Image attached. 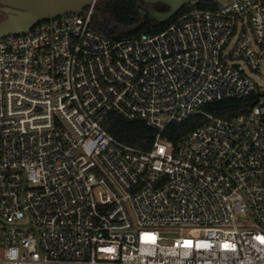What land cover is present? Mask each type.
I'll return each mask as SVG.
<instances>
[{
    "label": "built area",
    "instance_id": "obj_1",
    "mask_svg": "<svg viewBox=\"0 0 264 264\" xmlns=\"http://www.w3.org/2000/svg\"><path fill=\"white\" fill-rule=\"evenodd\" d=\"M217 4L123 41L93 6L0 39V264H264V0Z\"/></svg>",
    "mask_w": 264,
    "mask_h": 264
},
{
    "label": "trees",
    "instance_id": "obj_2",
    "mask_svg": "<svg viewBox=\"0 0 264 264\" xmlns=\"http://www.w3.org/2000/svg\"><path fill=\"white\" fill-rule=\"evenodd\" d=\"M142 5L140 0H96L92 8L90 28L112 40H129L142 34L155 35L164 31L187 10L186 8L182 9L163 24H159L156 21H148L141 28L136 29V26L142 20ZM157 6L154 7L156 13L166 14L169 12L168 7ZM193 6L199 9L214 10L218 4L201 1L194 3ZM253 103V98L222 100L205 105L202 108V112L220 119H230L249 112ZM204 122L205 118L202 114L192 115L181 122L168 124L160 133V137L176 145L184 136L202 126ZM155 135L156 131L154 129L143 124L138 129L131 145L135 149L144 152L149 151ZM122 136H125V134L123 133Z\"/></svg>",
    "mask_w": 264,
    "mask_h": 264
},
{
    "label": "water",
    "instance_id": "obj_3",
    "mask_svg": "<svg viewBox=\"0 0 264 264\" xmlns=\"http://www.w3.org/2000/svg\"><path fill=\"white\" fill-rule=\"evenodd\" d=\"M146 4L160 3L169 8L166 14L153 10L143 12L136 29L148 21L165 23L174 17L183 6L201 1L220 3L224 0H141ZM96 0H0L5 19L0 21V39L7 36L23 35L37 25L70 14H80L94 5Z\"/></svg>",
    "mask_w": 264,
    "mask_h": 264
},
{
    "label": "rangeland",
    "instance_id": "obj_4",
    "mask_svg": "<svg viewBox=\"0 0 264 264\" xmlns=\"http://www.w3.org/2000/svg\"><path fill=\"white\" fill-rule=\"evenodd\" d=\"M191 7L194 6L192 5ZM245 73L254 80L261 90L264 91V65H261L259 72L256 75L251 74L249 71H245Z\"/></svg>",
    "mask_w": 264,
    "mask_h": 264
},
{
    "label": "flooded vegetation",
    "instance_id": "obj_5",
    "mask_svg": "<svg viewBox=\"0 0 264 264\" xmlns=\"http://www.w3.org/2000/svg\"><path fill=\"white\" fill-rule=\"evenodd\" d=\"M141 1V0H140ZM142 2V1H141ZM142 7H141V12H142V14H143V12L144 11H147V10H153L154 11V7H158L157 5H162V4H160V3H157V4H146V3H144V2H142ZM194 3H192V4H187V5H185V6H183L182 8H181V10L182 9H184V8H186V9H188L190 6H192ZM164 6V5H163ZM2 9V7L0 6V10ZM180 10V11H181ZM155 12V11H154ZM5 19V14L2 12V11H0V21H2V20H4Z\"/></svg>",
    "mask_w": 264,
    "mask_h": 264
}]
</instances>
